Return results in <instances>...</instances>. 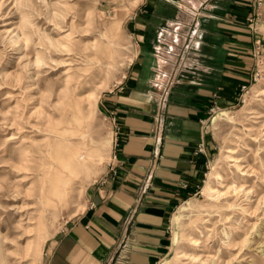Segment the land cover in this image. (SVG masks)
Wrapping results in <instances>:
<instances>
[{
	"label": "rangeland",
	"instance_id": "1",
	"mask_svg": "<svg viewBox=\"0 0 264 264\" xmlns=\"http://www.w3.org/2000/svg\"><path fill=\"white\" fill-rule=\"evenodd\" d=\"M141 1L31 0L26 11L33 24L66 47L59 45L61 53L51 47L54 61L48 65L25 69L32 45L16 50L10 42L22 7L15 0H0V240L8 264H43L56 235L82 211L85 187L110 161L111 125L100 114L98 101L119 83L132 59L135 43L124 23ZM259 12L257 22L264 20ZM109 22H117L118 30L107 39ZM16 75L20 83L14 81ZM28 75L31 86L25 83ZM68 76L82 86L62 101ZM254 77L237 105L211 114L207 127L214 149L206 175L199 190L176 207V241L160 264H170L178 248L185 255L176 264H264V49L257 54ZM5 91L12 97L3 99ZM67 101L79 105L78 121L71 118ZM61 107L62 122L56 111ZM39 111L55 118L53 123L73 145L96 150L90 176L69 175L60 198L47 191L48 178L42 175V154L53 137L29 124L43 123ZM25 141L35 143L39 152L20 161ZM215 171L222 180L213 186L222 195H206L204 188ZM41 193L47 194L44 207Z\"/></svg>",
	"mask_w": 264,
	"mask_h": 264
},
{
	"label": "crops",
	"instance_id": "2",
	"mask_svg": "<svg viewBox=\"0 0 264 264\" xmlns=\"http://www.w3.org/2000/svg\"><path fill=\"white\" fill-rule=\"evenodd\" d=\"M255 9L256 0L141 1L124 23L132 59L98 101L100 114L121 127L120 165L85 187L82 211L43 264H160L168 256L173 213L199 190L213 154L210 109L237 105L253 81L264 49V20L248 21ZM169 80L159 124V87ZM200 143L204 152L194 154Z\"/></svg>",
	"mask_w": 264,
	"mask_h": 264
},
{
	"label": "bare ground",
	"instance_id": "3",
	"mask_svg": "<svg viewBox=\"0 0 264 264\" xmlns=\"http://www.w3.org/2000/svg\"><path fill=\"white\" fill-rule=\"evenodd\" d=\"M15 2H17V5L21 6L22 8L20 9L19 22L16 23V27L13 29V34L10 37V42L14 46L17 45L16 50H20L22 49V47L28 46V44L32 45V59H30L27 63L24 64L25 69L31 65H34L37 68L43 67L44 65H48L49 61H54L51 56L52 54L50 48L53 47L59 53H61L63 52V49L59 45H62V43L58 40H54L47 33H45L44 30L33 24V19H31L30 13L28 12V10L26 11L27 7L32 6L31 0H15ZM117 30L118 23L109 22L106 25L105 37L109 39L110 35L117 34ZM62 46L66 47L65 45ZM13 78L16 83L21 82V77H19L18 75L14 76ZM32 81V76L28 75L26 77L25 83L28 84V86H31L33 85ZM28 86H26V89L28 88ZM62 86L65 91L61 99L63 101V99L65 98L69 99L71 97L70 94L74 93L76 89H79L82 86V82L78 81L77 79L70 80L68 76L66 79H64ZM3 95V99H8L12 97L8 91H5ZM66 105L69 107L68 109L70 111L71 118L74 121H78L79 105L75 102L68 103V101L65 106ZM64 108L65 107L56 109V111L60 112L57 116V121H63L62 117L64 116ZM37 117L39 119L40 117L41 119L43 118V123H29L31 125V128L43 132L46 136L53 137L52 141L48 140L45 144L46 149L44 151V154H42V163L44 165V169H42V175L48 178L46 187L47 191L49 190L51 194L56 195L58 198H60V195L64 191L65 184H68L70 182L69 175H80L83 173L87 177L90 176L88 175V171L93 168L96 150L92 152L93 149H88L86 151L79 149L78 147L73 145L70 140L63 138L65 130L59 127L58 123H53V121H55L56 119L48 117L45 111H39ZM52 117H56L55 113H53ZM68 134L72 135L73 132L68 131ZM13 136L14 134H11L10 139L13 138ZM23 143H28V146L24 149L25 152L19 155V160L29 161L33 157L34 153L39 152V147L33 146L32 144L35 145V143L33 142L25 141ZM212 175L213 176L209 179L204 188V193L206 195L211 196H220L222 195V193H220V191L213 185L220 183L222 177L221 175H219V172L216 171ZM41 195L42 201L40 203L41 207H44L47 201V194L41 193ZM24 204L27 205L26 202ZM229 240H227V244H229ZM42 242H44V238H42ZM184 255L185 250H183L182 248H178L174 253L170 264H176ZM0 264H8L4 255L1 240Z\"/></svg>",
	"mask_w": 264,
	"mask_h": 264
},
{
	"label": "built area",
	"instance_id": "4",
	"mask_svg": "<svg viewBox=\"0 0 264 264\" xmlns=\"http://www.w3.org/2000/svg\"><path fill=\"white\" fill-rule=\"evenodd\" d=\"M263 5V0H256V9L254 12L253 17L249 18L248 21L250 23H252L254 20H258L260 17V12L259 9L260 7ZM192 31H195V29H192ZM188 38V37H187ZM189 41V40H188ZM188 47V44L185 45V48ZM253 79H255V77H253ZM172 83V81H168L163 87L160 86L159 87V95H158V101H157V109H158V122L160 124L161 119H162V115L164 112V108L166 105V101H167V95H168V91H169V85ZM158 87V85H157ZM245 86L241 87V93L243 92V90L245 89ZM241 93H240V97L239 100L241 99ZM213 99L217 98L216 94H213ZM214 102V101H213ZM211 113H214L215 111H219L215 105V102L213 103V106L210 109ZM109 122L111 125V153H110V161L107 163V167L109 169V172L112 175H116V171L118 166L120 165V162L118 160L117 157V153H116V148L118 146V137L119 134L121 132V127L116 123L115 120V116L111 115V117L109 118ZM159 130H161V125H158ZM204 152V146L202 143H200L196 150L194 151V154H198V153H203ZM157 152L154 153V155H156Z\"/></svg>",
	"mask_w": 264,
	"mask_h": 264
}]
</instances>
